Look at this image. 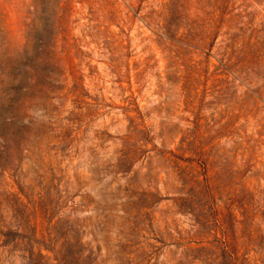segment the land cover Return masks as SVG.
<instances>
[{"label":"rangeland","instance_id":"rangeland-1","mask_svg":"<svg viewBox=\"0 0 264 264\" xmlns=\"http://www.w3.org/2000/svg\"><path fill=\"white\" fill-rule=\"evenodd\" d=\"M0 264H264V0H0Z\"/></svg>","mask_w":264,"mask_h":264},{"label":"bare ground","instance_id":"bare-ground-1","mask_svg":"<svg viewBox=\"0 0 264 264\" xmlns=\"http://www.w3.org/2000/svg\"><path fill=\"white\" fill-rule=\"evenodd\" d=\"M263 10V9H262ZM69 239V238H68ZM66 242V241H65ZM67 244H68V242H67ZM75 256V255H74ZM80 256V255H79ZM79 258V257H78Z\"/></svg>","mask_w":264,"mask_h":264}]
</instances>
